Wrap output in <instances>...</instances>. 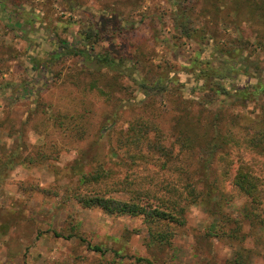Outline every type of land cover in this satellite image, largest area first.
Masks as SVG:
<instances>
[{
	"label": "rangeland",
	"instance_id": "374dc122",
	"mask_svg": "<svg viewBox=\"0 0 264 264\" xmlns=\"http://www.w3.org/2000/svg\"><path fill=\"white\" fill-rule=\"evenodd\" d=\"M260 1L0 0V264H264V227L242 215L247 198L215 181V168L205 184L216 191L186 206V223L163 246L148 242L143 218L86 207L74 195L79 174L95 157L110 158L137 116H157L171 145L189 115L211 123L219 112L222 131L234 137L264 128V92L254 93L264 86ZM186 7L201 29L196 38L175 25ZM115 14L125 34L111 44L104 31L95 52L113 47L134 58L133 70L117 75L79 56L51 55L61 40L83 47L80 32L93 23L109 29ZM159 77L169 93L140 84ZM212 81L226 91L214 95ZM81 119L84 137L66 132L64 124ZM245 154L264 166L260 153Z\"/></svg>",
	"mask_w": 264,
	"mask_h": 264
},
{
	"label": "trees",
	"instance_id": "16d2710c",
	"mask_svg": "<svg viewBox=\"0 0 264 264\" xmlns=\"http://www.w3.org/2000/svg\"><path fill=\"white\" fill-rule=\"evenodd\" d=\"M233 1L223 0V3ZM242 1L255 6L262 3L260 0ZM188 9H178L174 13L175 25L186 37L196 38L201 29L194 27L195 20ZM108 21H111L109 29L105 24L100 29L93 23L80 32L85 41L83 47H74L67 40H61L62 49L51 55L79 56L85 64H94L91 68L101 70L106 67L117 75L133 70L129 66L135 68L134 58L123 56V52L119 53L113 47L95 52V44L103 40L104 31L108 33L105 39L112 44V39L123 36L127 30L117 14L109 17ZM202 35L205 34L202 32ZM141 81L146 92L158 90L166 94L171 90L162 77L150 82L146 78ZM211 83L215 84L211 88L214 95H220L226 88L219 82ZM239 91L248 95V90L242 88ZM261 92H264V86L257 85L254 93ZM218 113L211 123L202 116L195 118L189 115L182 127L175 128L172 145L165 142L166 136L154 118L157 116L149 113L146 117H135L116 138L110 158L95 157L93 167L79 174V184L74 190L76 199L86 207H100L109 214L143 218L149 232L148 242L163 246L171 243L175 234L173 227L186 223V206L207 202L209 199L205 201V197L216 191L212 183L205 184L209 172L215 168V181L219 178L230 181L247 198L242 215L264 227V166H254L245 159L247 150L258 152L264 158V128L257 133L250 132V135L229 136L234 132L231 128L222 131ZM64 129L76 132L81 138L86 134L82 119L73 125L64 124ZM46 156L44 152L40 154L42 159ZM188 157L192 159L190 163L193 166L184 162ZM215 161L220 162V166H212ZM202 162L206 166H200ZM204 187H207V192ZM92 248L103 251L98 245Z\"/></svg>",
	"mask_w": 264,
	"mask_h": 264
}]
</instances>
